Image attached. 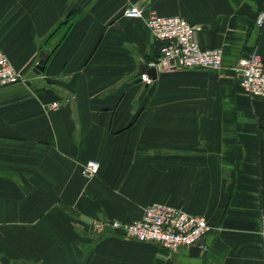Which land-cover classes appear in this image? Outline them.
<instances>
[{"label":"crops","instance_id":"1","mask_svg":"<svg viewBox=\"0 0 264 264\" xmlns=\"http://www.w3.org/2000/svg\"><path fill=\"white\" fill-rule=\"evenodd\" d=\"M130 5L199 25L222 67L154 74L161 43L123 15ZM262 11L264 0H0V52L25 79L0 87V264H264V97L234 72L253 52L264 61ZM154 203L204 216L207 249L91 228Z\"/></svg>","mask_w":264,"mask_h":264},{"label":"built area","instance_id":"2","mask_svg":"<svg viewBox=\"0 0 264 264\" xmlns=\"http://www.w3.org/2000/svg\"><path fill=\"white\" fill-rule=\"evenodd\" d=\"M123 15L131 18H145L147 27L160 45L156 58L148 62L149 67L161 71L170 67L181 68H210L222 67V51L219 48H203L197 33L201 27L188 22L177 15H160L154 11L145 10L140 5H130L123 11ZM264 23V11L260 12L256 24ZM234 72L239 75V85L243 92L251 98L264 97V61L253 52L241 58L234 66ZM142 81L150 78L143 72ZM24 75L10 63L8 58L0 52V87L24 82ZM59 102H52L48 109L60 107ZM98 170V162L87 160L81 165V174L90 179ZM94 231L111 229L142 242L156 243L166 250L176 252L189 248L202 241L209 225L202 215H193L181 208L163 203L146 206L140 217L128 221L120 220H92ZM260 236L264 251V216L260 218ZM200 250L207 246L199 244Z\"/></svg>","mask_w":264,"mask_h":264},{"label":"water","instance_id":"3","mask_svg":"<svg viewBox=\"0 0 264 264\" xmlns=\"http://www.w3.org/2000/svg\"><path fill=\"white\" fill-rule=\"evenodd\" d=\"M48 57H49L48 53L43 52V51L40 53V58H39L38 62L35 65V68H34L35 73H39V72L44 70V66L46 64V61L48 60ZM150 69L154 74L156 73L155 68L151 67ZM201 243H202V241H199L196 245L189 247L190 253H192L193 255H198L200 252L199 244H201Z\"/></svg>","mask_w":264,"mask_h":264},{"label":"trees","instance_id":"4","mask_svg":"<svg viewBox=\"0 0 264 264\" xmlns=\"http://www.w3.org/2000/svg\"><path fill=\"white\" fill-rule=\"evenodd\" d=\"M73 18V14H71L70 16H68V17H66V19L63 21V22H61L59 25H58V27H56V29L51 33V37L52 36H57V34H58V32L61 30V29H63V27H67L68 25V23H69V21L71 20ZM64 35V34H63ZM62 35V36H63ZM50 38V37H49ZM61 39V38H60ZM60 39L58 40V42L60 41ZM50 39H47V42L49 41ZM57 42V43H58ZM57 43L51 48L52 50L56 47V45H57ZM50 46V45H49ZM157 56V55H156ZM156 58V57H155ZM153 60V59H152Z\"/></svg>","mask_w":264,"mask_h":264}]
</instances>
